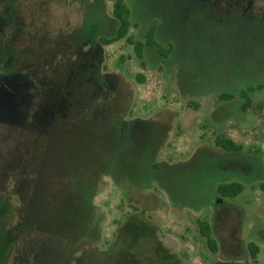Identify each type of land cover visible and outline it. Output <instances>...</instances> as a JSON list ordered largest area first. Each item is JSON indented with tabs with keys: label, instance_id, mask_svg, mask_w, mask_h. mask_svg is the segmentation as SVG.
I'll list each match as a JSON object with an SVG mask.
<instances>
[{
	"label": "rangeland",
	"instance_id": "1",
	"mask_svg": "<svg viewBox=\"0 0 264 264\" xmlns=\"http://www.w3.org/2000/svg\"><path fill=\"white\" fill-rule=\"evenodd\" d=\"M125 3L167 57L99 42L113 0H0V264H264V0Z\"/></svg>",
	"mask_w": 264,
	"mask_h": 264
},
{
	"label": "trees",
	"instance_id": "2",
	"mask_svg": "<svg viewBox=\"0 0 264 264\" xmlns=\"http://www.w3.org/2000/svg\"><path fill=\"white\" fill-rule=\"evenodd\" d=\"M112 15L117 20L118 26L116 29V34L114 37L110 39L101 38L99 40L103 45L111 44L120 39H126V41L132 45L134 54L137 58H142V50L145 46L155 48L160 56L167 57V55L171 51V46L169 45L167 48H164L157 44L154 39L155 26H150L145 34H144V42L134 41L131 37H128V31L131 27L130 23V9L125 3V0H113V8ZM140 81L142 78H139ZM258 89L263 91L264 94V86L259 85ZM254 90L252 86H246L239 93L241 98H244L245 102L242 105V110H246L251 102L250 93ZM219 98L221 100H229L232 98L230 94H220ZM215 145L227 152H238L242 150V146L233 142L230 138L226 137L223 134H219L215 137ZM244 189V186L239 182H231L219 184L216 187V193L220 198H234L238 194H240ZM198 229L201 237L206 241V245L208 249L212 253H216L218 250V245L216 240L212 236V229L210 224L205 220H198ZM250 255L252 258H255L258 253V247L255 244H249L248 246ZM215 264H242L234 261H218Z\"/></svg>",
	"mask_w": 264,
	"mask_h": 264
}]
</instances>
